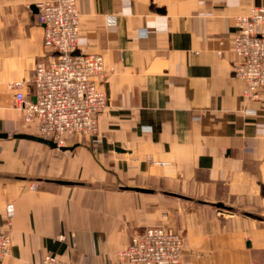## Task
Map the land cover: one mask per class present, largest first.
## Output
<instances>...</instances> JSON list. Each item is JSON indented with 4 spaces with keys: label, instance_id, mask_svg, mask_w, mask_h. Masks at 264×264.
I'll return each mask as SVG.
<instances>
[{
    "label": "crops",
    "instance_id": "obj_1",
    "mask_svg": "<svg viewBox=\"0 0 264 264\" xmlns=\"http://www.w3.org/2000/svg\"><path fill=\"white\" fill-rule=\"evenodd\" d=\"M41 1L0 0V264H136L117 253L148 226L185 236L181 264H264V95L245 97L233 45L264 0H78L108 104L71 149L15 137L39 135L9 84L34 97Z\"/></svg>",
    "mask_w": 264,
    "mask_h": 264
},
{
    "label": "built area",
    "instance_id": "obj_2",
    "mask_svg": "<svg viewBox=\"0 0 264 264\" xmlns=\"http://www.w3.org/2000/svg\"><path fill=\"white\" fill-rule=\"evenodd\" d=\"M38 20L44 28L46 54L29 79L34 97L24 89L28 80L12 81L17 106L26 123H36L39 135L65 146L69 139L99 132V117L108 104L102 88L109 69L102 54L79 47L81 16L78 0H42ZM234 50L238 56L235 75L244 79L245 97L264 95V4L235 18ZM33 183L32 187H36ZM185 236L170 227L148 226L133 234L118 251L122 261L136 264H181ZM12 253L9 233L0 230V259ZM39 264H77L46 254Z\"/></svg>",
    "mask_w": 264,
    "mask_h": 264
},
{
    "label": "water",
    "instance_id": "obj_3",
    "mask_svg": "<svg viewBox=\"0 0 264 264\" xmlns=\"http://www.w3.org/2000/svg\"><path fill=\"white\" fill-rule=\"evenodd\" d=\"M8 135V133L6 132H0V137H6ZM15 137H19V138H29V139H34L43 143H46L52 147H58V144L56 141L49 139V138H45L39 135H34V134H27V133H16ZM62 149H71L72 147H66V146H59ZM60 183L63 184H72L74 183L73 181H68V180H57ZM138 190H142V191H147V189H142V188H136Z\"/></svg>",
    "mask_w": 264,
    "mask_h": 264
},
{
    "label": "trees",
    "instance_id": "obj_4",
    "mask_svg": "<svg viewBox=\"0 0 264 264\" xmlns=\"http://www.w3.org/2000/svg\"><path fill=\"white\" fill-rule=\"evenodd\" d=\"M38 180H42L41 178H37Z\"/></svg>",
    "mask_w": 264,
    "mask_h": 264
}]
</instances>
